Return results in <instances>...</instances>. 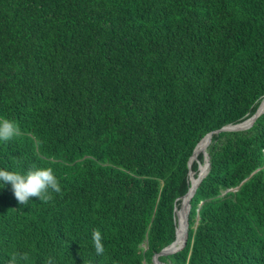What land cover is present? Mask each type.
<instances>
[{
	"label": "trees",
	"instance_id": "trees-1",
	"mask_svg": "<svg viewBox=\"0 0 264 264\" xmlns=\"http://www.w3.org/2000/svg\"><path fill=\"white\" fill-rule=\"evenodd\" d=\"M263 100L264 0H0V119L21 133L0 169L61 186L20 205L0 185V264H155L206 159L160 262L264 264V113L188 177Z\"/></svg>",
	"mask_w": 264,
	"mask_h": 264
},
{
	"label": "clouds",
	"instance_id": "clouds-1",
	"mask_svg": "<svg viewBox=\"0 0 264 264\" xmlns=\"http://www.w3.org/2000/svg\"><path fill=\"white\" fill-rule=\"evenodd\" d=\"M20 134V130L14 122L0 119V140L7 142ZM5 184L11 185L14 197L20 205H27L32 197L38 198L43 203H48L53 199L52 193H61L60 183L51 167H34L28 169L26 173L0 169V185L3 187ZM92 243L95 253L102 255L105 248L99 230H93ZM18 258L20 260L28 259L27 254L13 255L9 264H16ZM48 264H52L51 260L48 261Z\"/></svg>",
	"mask_w": 264,
	"mask_h": 264
},
{
	"label": "water",
	"instance_id": "water-1",
	"mask_svg": "<svg viewBox=\"0 0 264 264\" xmlns=\"http://www.w3.org/2000/svg\"><path fill=\"white\" fill-rule=\"evenodd\" d=\"M260 115H261V114H259V109H258V111L256 112V114H255L252 118H250V119H252L251 123H250L248 126H246V127L239 128V129H232L231 127H233V126H227V127L222 128V129L219 130V131H216V132H214V133H210V134H208V135H207V136H206V137H205V138L199 143V145H200L205 139H209L208 142L205 144V148H204V150H203L202 152L206 155V149H207V147L211 144L212 139H213V136H214L215 134H219L220 132H223V131H235V132H240V131L248 130L249 128H251V127L254 125L255 121L260 117ZM248 120H249V119H248ZM248 120H247V121H248ZM247 121H245V122H247ZM245 122H243L242 124H244ZM240 125H241V124H240ZM236 126H239V125H236ZM199 145H198V146H199ZM198 146L196 147V149H195V151H194V155L192 156V158H191V160H190V162H189V173H188L189 180H190V176L193 174V171H192V166H193V164H194L195 162H198V161H199V157H198V155H197V149H198ZM206 161H207V162H206L207 165H206V167H205V168H206V169H205V174H204V176L201 178L200 182H201L202 179L207 175V173H208V169H209V167H210L209 159H206ZM199 184H200V183H199ZM199 184H198V186H199ZM198 186H197V188H198ZM197 188H196V190H197ZM196 190H195L193 196L195 195ZM189 191H190V189H189ZM189 191H188V193L186 194V196L183 197V199L187 197V195L189 194ZM193 196H192V197L189 199V201H188L187 212L185 213L186 239H185V241H184L182 247H181L180 249H178V250H172L171 248H172V246L174 245V243H175V242H174L172 245H170L169 247L165 248V249H164L163 251H161L159 254H157V255L154 256L153 261H154L155 264H163V263H161L160 260H159L160 256H166V255L175 254V253L181 251V250H182L183 248H185V246L187 245L188 236H189V234H188V232H189V216H190V212H191V201H192V199H193ZM175 211H176V214L178 215V211H177V209H176ZM177 233H178V228H177V232H176V238H177Z\"/></svg>",
	"mask_w": 264,
	"mask_h": 264
},
{
	"label": "bare ground",
	"instance_id": "bare-ground-1",
	"mask_svg": "<svg viewBox=\"0 0 264 264\" xmlns=\"http://www.w3.org/2000/svg\"><path fill=\"white\" fill-rule=\"evenodd\" d=\"M259 109H260V108H259ZM263 112H264V108H263V110L259 111V114H262ZM251 121H252V119H249V120H248L247 122H245L244 124H241V125H239V126H233V127H231V128H232V129H239V128L246 127V126H248V125L251 123ZM204 142L207 143V142H208V139H205V140L201 143V144H202V151L204 150V148H203V143H204ZM201 144H200V145H201ZM200 145H199V146H200ZM199 146H198V148H199ZM197 150H198V149H197ZM197 155H198V154H197ZM204 174H205V169H202L201 174H200V176H199L198 179H197V183H195V184L193 183V184H192V188H191L189 194H188L187 197L184 198L183 201H182V208L178 211V216L180 215V212L182 211L181 220H182L183 222H180V221H179L177 238H176V241H175L174 245H173L172 248H171L172 250H178V249H180V248L182 247V245H183L185 239H186L185 213L187 212L188 201H189V199L193 196V194H194V192H195V190H196L198 184L200 183L201 178L204 176ZM186 201H187V202H186ZM185 202H186V203H185ZM184 227H185V230H184ZM183 230H184V234H183V236H182Z\"/></svg>",
	"mask_w": 264,
	"mask_h": 264
},
{
	"label": "rangeland",
	"instance_id": "rangeland-1",
	"mask_svg": "<svg viewBox=\"0 0 264 264\" xmlns=\"http://www.w3.org/2000/svg\"><path fill=\"white\" fill-rule=\"evenodd\" d=\"M263 108H264V100H263V102H262V104H261V106H260V109H259V111H261V110H263ZM264 113V112H263ZM262 113V114H263ZM203 153V152H202ZM201 153V154H202ZM207 162V161H206ZM206 165H207V163L205 164V165H201V167H200V173H199V175L201 174V171H202V169H206L205 167H206ZM194 177H195V174L193 173L192 174ZM199 175H198V177H199ZM183 201V200H182ZM187 202V201H186ZM185 202V203H186ZM181 208H182V205H181ZM177 211H179V210H177ZM177 219H178V221H177V223H178V226H179V221L180 222H183L182 220H181V216L179 215H177ZM178 226H177V228H178Z\"/></svg>",
	"mask_w": 264,
	"mask_h": 264
}]
</instances>
